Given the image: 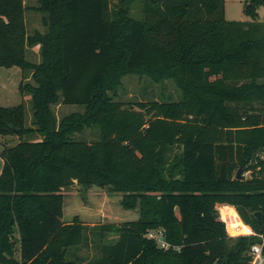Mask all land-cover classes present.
I'll return each instance as SVG.
<instances>
[{
	"label": "trees",
	"instance_id": "16d2710c",
	"mask_svg": "<svg viewBox=\"0 0 264 264\" xmlns=\"http://www.w3.org/2000/svg\"><path fill=\"white\" fill-rule=\"evenodd\" d=\"M263 3L246 1L250 19L238 21L224 0H37L45 30L28 34L24 0H0V67L21 69L31 108L26 125L23 102L0 106V136L21 138L0 151V264H81L67 255L88 226L62 220L74 183L138 208L137 219L92 226L98 255L86 264L249 261L258 237L228 236L216 204L256 231L261 211L264 227ZM126 75L169 80L179 97L122 102ZM56 104L83 109L57 118ZM87 130L97 138L77 136Z\"/></svg>",
	"mask_w": 264,
	"mask_h": 264
},
{
	"label": "rangeland",
	"instance_id": "374dc122",
	"mask_svg": "<svg viewBox=\"0 0 264 264\" xmlns=\"http://www.w3.org/2000/svg\"><path fill=\"white\" fill-rule=\"evenodd\" d=\"M247 0H224V15L227 20L246 21L249 20L244 13V4ZM26 10L24 12L25 25L28 34L38 30L43 32L45 27L42 23L41 12L36 11L37 0H24ZM138 6L134 5L132 11L137 15ZM259 19L264 22V3L257 9ZM27 59L31 62L40 61L39 48L34 46L27 51ZM22 78V71L19 67H0V106L11 107L24 103L26 107V125L30 124L31 108L28 95H21L18 90L19 82ZM24 82H31L30 73L24 76ZM117 99L125 103H134L135 101L177 99L179 91L173 82L167 80L163 83L151 81L148 77L137 75H126L123 78L122 87L117 91ZM57 118L62 117L73 111H80L82 106L73 104H56L52 106ZM87 141H93L97 138L95 130H87L77 135ZM14 141L8 136H0L3 143L12 146L19 142L21 138L14 134ZM23 140L29 139L27 135L22 137ZM242 174V170H241ZM249 172H244L245 178L249 177ZM121 194L111 192L109 188H100L97 186H82L74 183L64 190V204L62 220L65 223L71 222L74 216L86 224L88 241L86 244L72 246L67 255L68 260H77L81 258V264H86L98 255V239L92 230L94 224L99 223H120L138 218V208L126 210L120 205ZM217 205V204H216ZM107 241H112L108 237ZM17 253V252H16Z\"/></svg>",
	"mask_w": 264,
	"mask_h": 264
},
{
	"label": "built area",
	"instance_id": "2783aa9c",
	"mask_svg": "<svg viewBox=\"0 0 264 264\" xmlns=\"http://www.w3.org/2000/svg\"><path fill=\"white\" fill-rule=\"evenodd\" d=\"M216 209L220 219L225 223L228 236H256L259 239L258 242L250 246L248 253L251 259L241 264H264V227L260 231L254 230L250 224L243 221L236 208L232 205L218 203ZM148 237L157 239L162 246H166V243L162 240L161 231H150Z\"/></svg>",
	"mask_w": 264,
	"mask_h": 264
},
{
	"label": "water",
	"instance_id": "95a60500",
	"mask_svg": "<svg viewBox=\"0 0 264 264\" xmlns=\"http://www.w3.org/2000/svg\"><path fill=\"white\" fill-rule=\"evenodd\" d=\"M248 2H250L251 0H247ZM14 131H16L17 133H20V130L19 129H15L13 128ZM241 167H239L236 171V174H235V178L236 179H240L241 177ZM253 216L255 217L256 221H257V224H258V227L259 229H262V212L261 211H255L253 212Z\"/></svg>",
	"mask_w": 264,
	"mask_h": 264
},
{
	"label": "crops",
	"instance_id": "0c3cea01",
	"mask_svg": "<svg viewBox=\"0 0 264 264\" xmlns=\"http://www.w3.org/2000/svg\"><path fill=\"white\" fill-rule=\"evenodd\" d=\"M6 136L10 137L11 138V141H14V138H12L13 135H6ZM1 137H3V136H1ZM3 144H5V143H3V140H0V151L3 148ZM2 166H3V159L0 156V172H1Z\"/></svg>",
	"mask_w": 264,
	"mask_h": 264
},
{
	"label": "bare ground",
	"instance_id": "6f19581e",
	"mask_svg": "<svg viewBox=\"0 0 264 264\" xmlns=\"http://www.w3.org/2000/svg\"><path fill=\"white\" fill-rule=\"evenodd\" d=\"M225 214H226V211H225Z\"/></svg>",
	"mask_w": 264,
	"mask_h": 264
}]
</instances>
